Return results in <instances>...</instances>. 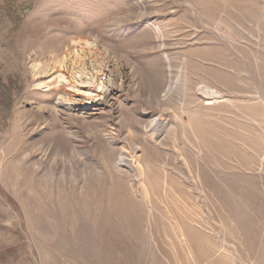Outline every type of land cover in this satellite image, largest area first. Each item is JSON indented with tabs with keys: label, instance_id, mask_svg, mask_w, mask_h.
<instances>
[{
	"label": "rangeland",
	"instance_id": "1",
	"mask_svg": "<svg viewBox=\"0 0 264 264\" xmlns=\"http://www.w3.org/2000/svg\"><path fill=\"white\" fill-rule=\"evenodd\" d=\"M0 264H264V0H0Z\"/></svg>",
	"mask_w": 264,
	"mask_h": 264
},
{
	"label": "bare ground",
	"instance_id": "2",
	"mask_svg": "<svg viewBox=\"0 0 264 264\" xmlns=\"http://www.w3.org/2000/svg\"><path fill=\"white\" fill-rule=\"evenodd\" d=\"M168 62L170 63V60L168 59ZM169 68H170V72H171V65L169 64ZM173 89V87H172V85H170V88H169V90H168V92L165 94V96H167L170 92H171V90ZM199 94H201L202 96H204V97H207V99L211 102V101H213L214 99H216L217 97H219L220 96V94L218 93V92H216V91H213V90H211L209 87H207V86H204V85H202V86H200L199 87ZM68 101H70V100H68ZM157 125H159V118H156V119H154L153 121H152V123H151V127L153 128V127H155V126H157ZM151 129V128H150ZM154 130V129H153ZM153 136H154V133H153ZM128 159V158H127ZM121 162H126V159L125 158H122L121 159ZM133 166V165H132Z\"/></svg>",
	"mask_w": 264,
	"mask_h": 264
}]
</instances>
